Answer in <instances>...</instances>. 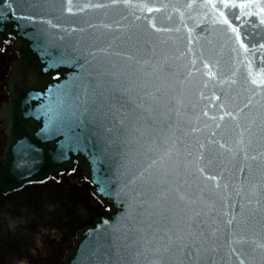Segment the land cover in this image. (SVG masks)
Returning a JSON list of instances; mask_svg holds the SVG:
<instances>
[{"label": "snow or ice", "instance_id": "obj_1", "mask_svg": "<svg viewBox=\"0 0 264 264\" xmlns=\"http://www.w3.org/2000/svg\"><path fill=\"white\" fill-rule=\"evenodd\" d=\"M27 3L33 9L59 11L69 16L88 10H102L107 15L108 11L124 8L131 10L134 22H145L146 31L180 33L183 27L187 32L186 37L177 38L187 40L186 50L180 51L177 46L178 55L164 57L163 62L144 58L148 55L143 51L147 42L134 39L129 31L130 26L120 21L99 25L89 23V28H103L110 35L94 34L97 40L107 38V45L95 50L86 49L83 55L79 45L73 48L74 55L66 50L58 55L53 54L49 49L56 45L48 40L47 33H42L45 39L43 54L52 57L49 67L56 69L61 64H76L83 59L81 74L74 77L75 83L49 89L56 102L54 106H44L49 114L46 127L63 134L65 146L77 150L91 148L94 156L99 153L112 159L120 157L123 172L117 169L119 187L116 195L126 197L129 210L126 215L129 218H132L133 212L141 217L134 227L127 224L110 226V235H105L100 241V248L107 258L102 264H112L113 249L117 255L130 258L126 264H223L222 260L215 259L219 252L220 237L217 233L222 229L217 227L207 232L199 222L202 215L214 210L215 200L211 197L224 199L220 194L223 172L213 175L206 170L212 167L216 158L210 150L207 158L205 155L206 148L213 144L218 145L228 157L241 158L243 163L239 170L243 174L247 168L250 182V195L239 203V212L233 201L230 205L225 204L227 210L222 213L224 225L231 228L227 240L229 264H232V256L236 258L235 264H256L257 251L260 264H264V43L249 47L241 32L243 23H233L228 15L229 10L239 9V14L232 12L236 20L243 22L246 17L257 16L259 25L264 26V0H187L183 4V9L188 10V18L196 26L201 21H207L212 35L220 42L218 50L213 40L193 36V29L185 22L186 12L171 0L159 6L150 4L148 0H27ZM6 7L15 11L11 4ZM197 8L202 13L191 15L192 10ZM162 11L168 12L166 18L169 21L172 20V13L177 14L179 26L175 29L158 27L156 16L143 15ZM137 12L141 15H136ZM9 15V12H2L0 19L6 20ZM16 18L33 19L31 15ZM127 19V16L123 17V20ZM134 22L133 26L138 28ZM43 23L51 28L59 27L50 19ZM63 31L72 34L84 33L87 29L72 27ZM59 39L63 40L64 37L60 36ZM201 39L212 47L206 49L201 45L194 50L193 43H199ZM121 48L125 50H119ZM257 51L262 53L258 71L253 68ZM225 52L228 53L226 63L232 65L229 74L221 70L220 57ZM151 54L156 55L155 45ZM185 56L190 57L183 65L186 72H181L176 64L169 63V60H182ZM198 61L200 67H197ZM165 65L173 70L165 71ZM194 72L204 77L203 88H208L211 82L213 89L218 87L223 93V101L212 105L219 109V115H213L210 119L222 122L215 125L217 129L230 128L234 131L235 138L229 144L220 140L197 141L193 151L192 146L177 134L187 136V132L180 127L184 93L175 94L174 84L176 81L184 84ZM242 92L249 95L247 102L240 107L236 101ZM199 97L205 98L203 91ZM255 97H259V101L254 105ZM211 99L221 101V97L215 94ZM245 108L249 109L247 113ZM173 114L176 120L170 122ZM202 115L207 117L208 112L205 110ZM226 117L228 123L225 124ZM198 130L193 128L191 131ZM211 135L216 136V132ZM256 145H259L258 152ZM250 150L257 154L249 155ZM132 165L136 167L135 172H132ZM121 176L129 178L121 182ZM100 183L99 191L110 195L105 187L108 181L102 180ZM193 185L196 187L194 193L189 191ZM228 187L225 182L223 188L227 190ZM233 188L239 196L242 189L235 185ZM205 192L209 199H205ZM138 209L143 211H136ZM234 223L236 227L232 228ZM241 225L258 238L243 235ZM246 245L252 248V258L247 261L242 258L250 255L245 251Z\"/></svg>", "mask_w": 264, "mask_h": 264}, {"label": "water", "instance_id": "obj_2", "mask_svg": "<svg viewBox=\"0 0 264 264\" xmlns=\"http://www.w3.org/2000/svg\"><path fill=\"white\" fill-rule=\"evenodd\" d=\"M148 2L154 6H159L162 3H168L169 0H148ZM171 2L177 3L186 12L185 22L188 27L193 29V36L213 40L214 46L218 50L220 42L212 35L207 21H201L199 26H196L195 22L188 18V10L183 9V4L187 0H171ZM8 4L12 5V8L15 9L14 12L6 7ZM233 11L239 14V9L229 10L228 15L233 23L237 25L243 23L241 32L245 37V43H248L249 47L253 44L258 46L260 43H264V26L259 25V18L257 16L246 17L242 22L232 16ZM2 12H9L10 15L6 20L0 19V50L12 40L9 50L16 53L17 57L9 64V73L4 82L8 99L7 101L0 100V138L2 140L0 146L2 150L0 158L2 161L0 164V195L11 194V192L21 190L27 185L43 183L46 180H58L60 175L74 172L77 169L76 178L84 180L90 185L92 197L101 204L106 214L99 216L91 225L77 231L72 245L67 247L64 259L60 264H102L107 258L103 255L104 250L100 248V241L103 240L105 235H110V226L127 224L128 227H134L135 222L141 217L133 212L132 218H129L126 215L129 211L126 197L123 195L117 197L116 195V190L119 187L117 169L123 172V169L120 168L123 160L120 157L112 159L100 156L99 153L94 156L91 148L77 150L65 146V136L57 134L54 128L48 129L46 127L49 114L44 106L49 104L54 106L56 102V97L50 95L49 89L55 90L57 85H64L69 82L75 83L74 77L81 74L80 64L83 63V59L76 64H61L56 69L49 67L52 57L43 54L45 39L42 33H47L48 40L56 45L55 48L49 49L53 54L58 55L60 51L66 50L70 55H74L73 48L79 45L82 50L81 55H83L86 49L95 50L97 47L107 45V38L97 40L94 39V34L110 35L103 28H89V23L99 25L102 23L114 24L115 21H120L122 24L130 26L129 31L134 35V39L139 38L142 42H147L143 51L147 52L148 55L144 58H151L153 62L156 60L163 62L164 57L178 55L177 46L180 51L186 50L187 40L177 38L186 37L187 32L183 27H181L180 33L175 31L162 33H153L151 30L146 31L145 22L143 20L134 22L131 10L124 8L117 11H108L107 15L102 10H88L76 16H69L67 13L59 11L33 9L28 6L27 0H0V13ZM197 13H202V10L197 8L192 10L190 14L196 16ZM29 15L33 17L32 21L16 18ZM136 15H141V13L137 12ZM143 15L156 16L158 27L175 29L180 24L178 15L175 13H172V20L169 21L166 18L167 11L151 14L143 13ZM124 16H127L128 19L123 20ZM49 19L59 27L51 28L48 24L43 23V21ZM133 22L139 27L133 26ZM72 27L86 28L87 31L72 34L63 31L64 28ZM206 28L209 31H205ZM60 36H63L64 39L60 40ZM161 41L167 43L162 44ZM153 45L156 47L155 56L151 54ZM201 45L206 49L212 47L207 44L205 39H201L199 43L194 42L192 46L196 50ZM119 50L124 51L125 49L121 48ZM213 54L215 55V53ZM261 55L262 53L257 51L253 63L254 70L258 71L261 67ZM189 58V56H185L182 60H169V63L176 64L181 72H186L183 65L187 64ZM113 59L116 60L115 57ZM220 59L221 70L225 74H229L232 65L226 63L228 53L225 52ZM197 67H200L199 61ZM164 70L170 72L173 69L165 65ZM241 73L243 74V69H241ZM180 79L183 80L184 77L181 76ZM203 81L202 74L194 72L184 84H180L179 81L174 84L175 94L178 95L181 91L184 93V107L180 117V127L187 132V136H183L182 133L177 134L181 135L182 139L192 146L193 151L197 141L220 140L229 144L230 140L235 138L232 129H217L215 125L222 122L210 119L213 115H219V109L213 108L212 105H218L223 101V93L218 87L213 89L211 82L208 88H203ZM201 91L204 93V99L199 97ZM213 94L219 95L221 101L212 100ZM248 95L247 92H242L237 97L236 102L240 107H243V104L247 102ZM257 101H259V97L253 99V104L255 105ZM205 110L208 112L207 117L202 115ZM244 111L247 113L249 109L245 108ZM175 120L176 117L173 114L170 117V122H175ZM223 123H228L227 117ZM193 128L199 130L192 132ZM212 132H216V136L213 137ZM256 149L258 152L259 145H256ZM209 150L215 154L216 158L212 167L206 170L213 175H219L220 172H223L224 176L220 181V194L224 199L221 200L216 196L211 197L212 200H215L214 210L208 215H202L199 222L207 232L217 227L222 229L221 232L217 233L220 239L218 241L219 252L215 255V259L217 261L222 260L223 264H229L227 240L231 228L224 225L225 217L222 213L227 210L225 204L230 205L233 201L236 202V211L239 212V203L244 202L245 197L250 195V182L247 168H245L243 174L239 170L243 163L239 156L232 159L226 153H223L218 145L213 144L206 148V158ZM257 152L250 150L249 155L257 154ZM251 163L255 164V162ZM131 168L132 172L136 171L135 165H132ZM128 178L121 176L120 181L126 182ZM102 180L108 181L105 187L110 195H104L103 192L99 191ZM225 182L229 185L227 190L223 188ZM233 185L242 189L239 196H237ZM189 191L196 192L195 185ZM204 195L205 199H209L207 192ZM136 211H143V209ZM235 227L234 223L232 228ZM240 230L248 238H258V236L253 237L252 232L245 229L243 225H241ZM237 248L239 249V246ZM245 251L250 255L242 258L247 261L252 258L251 246L246 245ZM121 253H123V249H121ZM129 259L127 256L117 255L115 249L111 252L112 264H126ZM255 260L256 264H260L258 251L255 253ZM231 261L232 264H235V256L231 257Z\"/></svg>", "mask_w": 264, "mask_h": 264}, {"label": "rangeland", "instance_id": "obj_3", "mask_svg": "<svg viewBox=\"0 0 264 264\" xmlns=\"http://www.w3.org/2000/svg\"><path fill=\"white\" fill-rule=\"evenodd\" d=\"M47 185L49 183L34 186L32 190H28L29 193L17 196L19 199L14 197V200H8L9 214L4 220L2 217L0 219V241L7 235L11 241L9 249L13 248V244L22 243L24 250L19 252L17 257L7 260L5 264H26L25 258L35 259L37 264H44L40 262V254L44 251L40 242L51 241L54 234L52 230L58 228L59 224L77 223L78 220L85 222L87 210L79 192H74L72 188L48 189ZM77 229L78 224L70 229L71 238L73 234L77 235ZM3 246H7V243ZM5 249L3 247V250Z\"/></svg>", "mask_w": 264, "mask_h": 264}, {"label": "flooded vegetation", "instance_id": "obj_4", "mask_svg": "<svg viewBox=\"0 0 264 264\" xmlns=\"http://www.w3.org/2000/svg\"><path fill=\"white\" fill-rule=\"evenodd\" d=\"M11 43H8L4 46L2 50H0V100H6L8 99V94L5 90V79L7 74L9 73V64L16 59L17 54L10 51L9 48L11 46ZM2 144V140L0 138V146ZM2 156V150L0 148V158ZM2 163L0 159V164ZM76 170L74 172L68 173V174H62L60 175L58 180H48L43 182V184H32L27 185L21 190L11 192V194L7 195H0V219L4 220L6 216L9 214V203L8 200H14V197L16 199H19V197L23 193H29L32 190L34 186H43L45 184H48V189L53 188H72L74 192H79L81 196V201L85 204L86 210H87V217L85 218V222H82L78 220L77 223H65V224H59L55 230L53 229L52 232L54 233L52 235L51 241H46L44 243L40 242L42 246L44 247V251L42 254H40V262H43L46 264L47 262H50V264H60L61 258L64 257V253L69 245L72 244V241L74 239V232L72 231L73 237L71 238L70 235V229H73L75 225L78 224V230L83 229L87 227L88 225L92 224L95 219H97L99 216L106 213L104 209H102V206L99 202H97L95 199H93L91 195V187L87 182L84 180H80L76 178ZM60 186V187H59ZM86 213V212H85ZM79 214V213H78ZM25 217V215L23 216ZM80 221V222H79ZM73 226V227H72ZM1 231V229H0ZM76 231V232H77ZM5 234V233H4ZM66 234V235H65ZM76 235V234H75ZM23 236V235H20ZM22 239V238H21ZM19 239V240H21ZM10 239L6 235L4 236L3 240L0 241V263L5 264L7 260H11L14 258V256L17 257V254L19 252H23L24 248L22 246V243L20 244H13V248L9 249ZM21 242V241H20ZM7 246H3L6 245ZM3 247L6 249L3 250ZM34 255V254H33ZM35 258V257H34ZM26 264H37V260H31L29 258H25Z\"/></svg>", "mask_w": 264, "mask_h": 264}, {"label": "trees", "instance_id": "obj_5", "mask_svg": "<svg viewBox=\"0 0 264 264\" xmlns=\"http://www.w3.org/2000/svg\"><path fill=\"white\" fill-rule=\"evenodd\" d=\"M50 186V185H49ZM60 187V186H59Z\"/></svg>", "mask_w": 264, "mask_h": 264}]
</instances>
